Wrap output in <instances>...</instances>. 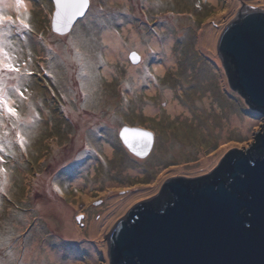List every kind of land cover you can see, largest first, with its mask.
Segmentation results:
<instances>
[{
    "label": "rangeland",
    "instance_id": "374dc122",
    "mask_svg": "<svg viewBox=\"0 0 264 264\" xmlns=\"http://www.w3.org/2000/svg\"><path fill=\"white\" fill-rule=\"evenodd\" d=\"M244 5L264 11V0H93L60 36L52 2L23 0L17 11L15 0H0L17 20L0 41L20 68L0 72V84L21 118L0 116V262L59 264L50 249L72 264H111L108 236L132 208L172 177L203 178L230 153L248 155L264 119L231 87L218 54ZM171 99L184 110L171 111ZM232 118L250 123L243 130ZM126 126L155 131L147 158L124 146ZM64 207L76 237L62 231Z\"/></svg>",
    "mask_w": 264,
    "mask_h": 264
},
{
    "label": "water",
    "instance_id": "95a60500",
    "mask_svg": "<svg viewBox=\"0 0 264 264\" xmlns=\"http://www.w3.org/2000/svg\"><path fill=\"white\" fill-rule=\"evenodd\" d=\"M53 1L51 27L60 36L68 35L90 7L89 0L85 15L73 17L64 27L62 20L57 23V0ZM243 8L253 11L241 10L225 29L218 54L231 87L260 111L264 110V11ZM131 58L134 63L141 60H134L133 54ZM142 132L150 133L151 139L141 137ZM119 137L139 159L153 150L155 135L150 130L126 126ZM260 145L259 157L227 158L203 178L172 177L162 189L172 199L163 207L143 202L132 208L108 236L111 264H264V137Z\"/></svg>",
    "mask_w": 264,
    "mask_h": 264
},
{
    "label": "snow or ice",
    "instance_id": "6c2138e0",
    "mask_svg": "<svg viewBox=\"0 0 264 264\" xmlns=\"http://www.w3.org/2000/svg\"><path fill=\"white\" fill-rule=\"evenodd\" d=\"M8 7H12V4L7 5ZM15 6L17 11L19 8L23 6V0H15ZM57 23L60 24L61 20L63 21V26L68 27L71 24L73 17L75 16H84L85 12L83 9L89 6V0H57ZM19 24L17 27H23L30 29L29 24L26 22V18H19ZM17 24V20L13 19L10 15H5L3 12H0V26H4V30H0V36H6L10 32V26ZM57 31H60V28H57ZM0 72L4 73H20V68L16 67L13 63L10 62L8 58L7 52H5L3 47V41H0ZM139 56L136 53H133V59L139 60ZM12 93L18 94L21 99L24 98L23 92L17 86H12ZM7 113L11 117H15L16 121H19L21 118L17 111V107L15 106L12 100V94L9 93L8 88L0 84V116L4 113ZM13 127H17V124L14 122ZM127 131V130H125ZM16 135L19 137L21 144L23 143V137L20 136V133L17 132ZM141 137H146L148 140L151 139L150 133H139ZM3 171V170H0ZM59 191V189H57ZM8 255V252L5 251V256ZM3 264V262H0Z\"/></svg>",
    "mask_w": 264,
    "mask_h": 264
},
{
    "label": "bare ground",
    "instance_id": "6f19581e",
    "mask_svg": "<svg viewBox=\"0 0 264 264\" xmlns=\"http://www.w3.org/2000/svg\"><path fill=\"white\" fill-rule=\"evenodd\" d=\"M4 1L8 2L10 0H4ZM245 11H253V10L245 9ZM167 46L169 47V43H167ZM111 55L115 56V53L113 52V53H111ZM173 58H171L169 61H174L175 59H173ZM155 67H156V69L158 71L163 72V71L166 70V68H168V64L165 63L164 65L163 64L162 65H157ZM205 101H206L207 105L210 103L208 99H206ZM169 109L171 111H173V112H179V111L184 110V107L182 106V104H180V103H178L176 101H173L171 99L170 104H169ZM231 122H232L233 125L241 126V128L243 130L246 129L248 127L249 123H250V122L248 123V121L240 122L237 118H232ZM107 147H108V149L111 150V148H109L110 147L109 145ZM111 185L117 186V184H113V183ZM111 192H113V191H111ZM86 198L88 199L89 197L86 196ZM60 211L62 212V215H63V217L60 219V220H62L61 227H62L63 233L65 234V236H67V235L69 236L70 235V237H72V236L76 237L77 234H78L77 233L78 232V228L74 225L73 220L71 219V215H70V214H72L73 210L72 209H68V207H64V208H61ZM95 227H96V224H93L92 227H91V229H92L91 233L93 232V230H95ZM49 252L51 254L52 259L56 260L59 264H72V262H73V257H70V259L67 260V261H63L62 256H61L60 253L53 252V251L51 252L50 249H49Z\"/></svg>",
    "mask_w": 264,
    "mask_h": 264
},
{
    "label": "trees",
    "instance_id": "16d2710c",
    "mask_svg": "<svg viewBox=\"0 0 264 264\" xmlns=\"http://www.w3.org/2000/svg\"><path fill=\"white\" fill-rule=\"evenodd\" d=\"M260 112V117H262L263 119H264V110H260L259 111ZM264 137V135L263 136H259L258 138H257V143L249 150V152H248V155L249 156H253V157H259L262 153H263V150H262V148H261V139ZM244 153L243 152H241V151H234V152H232V153H230L229 155H228V157H226V158H224L223 160H222V162H226V160H228L227 158H234L235 156H241V155H243ZM222 164H220V166H221ZM219 166V165H218ZM202 182H204V181H202ZM171 197H169L168 199H166V201L162 204V206H160V207H163L167 202H170L171 201ZM160 207H157V208H160Z\"/></svg>",
    "mask_w": 264,
    "mask_h": 264
},
{
    "label": "flooded vegetation",
    "instance_id": "af4514ba",
    "mask_svg": "<svg viewBox=\"0 0 264 264\" xmlns=\"http://www.w3.org/2000/svg\"><path fill=\"white\" fill-rule=\"evenodd\" d=\"M48 2H54L53 0H48ZM90 2H93V0H90ZM53 7H54V4H53ZM88 15V14H87ZM86 15V16H87ZM78 24V23H77ZM76 24V25H77ZM75 28V27H74ZM74 30V29H73ZM72 30V31H73ZM69 34H71V33H69ZM68 34V35H69ZM145 129H147V128H145ZM147 130H149V129H147ZM150 131H153V130H150ZM154 132V135H155V131H153ZM156 141H157V138H156V135H155V142H154V147H155V144H156ZM154 147H153V150H154ZM153 150H152V152H153ZM151 152V153H152ZM150 153V154H151ZM136 157V156H135ZM136 158H138V157H136ZM165 185H167V184H165ZM164 185V186H165ZM163 189V188H162ZM169 197H172L171 196V194H170V192H168L166 189H164V190H162L161 192H160V194L159 195H157V196H155V197H153V198H151L150 200H148V201H146V202H144V203H153V205H154V207L156 208V209H158L157 207H160V206H162V204L166 201V199H168ZM153 200H155V202H153ZM143 203V202H142Z\"/></svg>",
    "mask_w": 264,
    "mask_h": 264
}]
</instances>
